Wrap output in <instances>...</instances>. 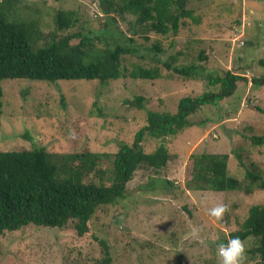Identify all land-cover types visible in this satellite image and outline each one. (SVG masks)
I'll list each match as a JSON object with an SVG mask.
<instances>
[{
    "label": "rangeland",
    "instance_id": "obj_1",
    "mask_svg": "<svg viewBox=\"0 0 264 264\" xmlns=\"http://www.w3.org/2000/svg\"><path fill=\"white\" fill-rule=\"evenodd\" d=\"M186 5L197 22L185 19L176 33L150 32L147 40L135 34L145 59L128 61L150 66L176 55L178 65H201L198 78L184 79L159 64L161 77L152 81L120 78L102 85L97 80H1L0 151L43 148L112 154L120 142L132 145L145 125L147 110L174 113L182 97L217 92L220 86H210L207 74L230 71L247 78L237 82L231 96L199 109L191 117L195 124L175 137L144 139L145 152L165 144L169 160L159 169L140 166L127 182L123 198L97 208L88 233L78 236L74 219L63 228L27 225L4 232L0 264H99L101 241L109 247V264H220L219 244L240 228L250 207L264 206V189L255 185L250 194L187 188L190 155L201 152L229 154L228 176L242 184L247 183L245 168L264 179V146L249 139L264 135V85L251 84L252 78L264 76L257 63L264 48V0H186ZM58 10H74L78 19L58 34L103 27L97 0H14L7 16L29 22L38 34L48 36L55 32ZM133 20L131 15L118 18L119 29L129 35ZM153 44L162 49L157 60L150 50ZM139 95L145 97L143 109L132 104ZM231 153H239L245 167ZM108 167L102 161L101 168ZM98 180L94 173L85 178V182ZM220 204L228 210L217 220L208 212ZM242 243V264H256L258 257L248 252L256 239Z\"/></svg>",
    "mask_w": 264,
    "mask_h": 264
},
{
    "label": "trees",
    "instance_id": "obj_2",
    "mask_svg": "<svg viewBox=\"0 0 264 264\" xmlns=\"http://www.w3.org/2000/svg\"><path fill=\"white\" fill-rule=\"evenodd\" d=\"M13 1H0V82L3 79L48 83L97 80L105 85L120 78L152 81L161 77V66L184 79L202 76L201 65H178L176 55L150 66L128 61V58L145 59L136 47L135 34L147 40L150 32L176 33L183 20L198 21L187 7L186 0H97L104 17L103 27L98 31L66 34L58 33L69 30L78 22L76 12L58 10L55 32L48 36L38 34V29L29 22L9 20L7 11ZM127 15L134 17L129 22V35L118 26V18L125 20ZM150 50L154 52L153 59L157 60L161 47L153 44ZM257 63L264 69V48ZM205 77L210 86H220L217 92L205 91L195 97H182L174 113L147 110L145 125L135 134L132 145L120 142L118 150L112 154L48 152L43 148L0 151V238L4 232H13L27 225L63 228L71 219L76 221L74 227L78 236L88 233L97 208L123 198L127 182L140 166L159 169L169 160L165 144L160 143L152 152H145L144 139L175 137L195 124L191 117L199 109L231 96L237 82L247 81L246 77L230 71L222 76L207 74ZM251 84L264 85V76L252 78ZM2 96L0 85V118ZM144 101L145 97L139 95L132 104L143 109ZM249 139L255 146H264V135L255 134ZM231 154L241 167H245L239 153ZM190 159L191 172L187 182L190 190H243L250 194L254 185L264 189V179L249 169L245 168L246 184L228 176L227 153H193ZM102 161H107L109 167L101 168ZM91 173L99 176L98 182H85ZM235 236L242 242L249 237L255 238L256 245L248 252L258 257L256 264L264 263V206L250 207L240 228L231 232L228 239ZM101 247L103 260L99 264H109V247L104 241H101Z\"/></svg>",
    "mask_w": 264,
    "mask_h": 264
},
{
    "label": "clouds",
    "instance_id": "obj_3",
    "mask_svg": "<svg viewBox=\"0 0 264 264\" xmlns=\"http://www.w3.org/2000/svg\"><path fill=\"white\" fill-rule=\"evenodd\" d=\"M227 210V205L220 204L211 208L208 214L220 220ZM218 256L220 258V264H242L245 256V248L240 238L235 236L229 238L227 243L221 242L219 244Z\"/></svg>",
    "mask_w": 264,
    "mask_h": 264
}]
</instances>
